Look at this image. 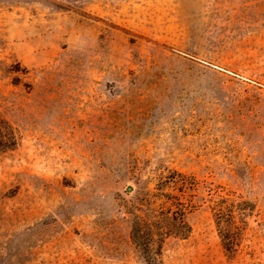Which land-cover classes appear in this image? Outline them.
<instances>
[{"label":"rangeland","instance_id":"1","mask_svg":"<svg viewBox=\"0 0 264 264\" xmlns=\"http://www.w3.org/2000/svg\"><path fill=\"white\" fill-rule=\"evenodd\" d=\"M0 118V264H146L164 195L163 264H264V0H0Z\"/></svg>","mask_w":264,"mask_h":264},{"label":"trees","instance_id":"2","mask_svg":"<svg viewBox=\"0 0 264 264\" xmlns=\"http://www.w3.org/2000/svg\"><path fill=\"white\" fill-rule=\"evenodd\" d=\"M18 143L19 138L15 128L8 121L0 118V151L14 150ZM164 198L166 202L170 201L171 203L167 205L164 202L166 205H163L159 210V216H154L153 220L135 219L132 226V240L140 248L146 264H163L160 250H156L153 246L156 236L154 230L159 232V236L163 240L170 236L186 239L190 233V227L184 217L186 211L184 203L178 202L168 195H164ZM228 203L229 198H222L212 207L218 228L222 230L221 235L227 250H229L228 233L224 227L235 217V212L232 210L235 203ZM173 205L175 209H173Z\"/></svg>","mask_w":264,"mask_h":264},{"label":"water","instance_id":"3","mask_svg":"<svg viewBox=\"0 0 264 264\" xmlns=\"http://www.w3.org/2000/svg\"><path fill=\"white\" fill-rule=\"evenodd\" d=\"M127 191H128V192H131V191H132V187L129 186V187L127 188Z\"/></svg>","mask_w":264,"mask_h":264}]
</instances>
